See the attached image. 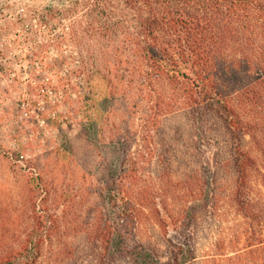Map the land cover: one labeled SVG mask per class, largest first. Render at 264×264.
<instances>
[{
  "label": "trees",
  "instance_id": "trees-1",
  "mask_svg": "<svg viewBox=\"0 0 264 264\" xmlns=\"http://www.w3.org/2000/svg\"><path fill=\"white\" fill-rule=\"evenodd\" d=\"M65 10L70 18L82 12L75 21L82 31L73 30V41L120 38L112 51L119 56L115 61L106 59L92 71L82 59L73 71L76 80L70 78V91L76 95L70 96V125L78 126L73 136L93 147L102 173L94 193L114 208L112 215L94 209L84 245L77 249L70 243L69 264H196L195 248L179 235L215 200L216 171L226 166L234 176L230 200L244 218L264 222V210L255 207L250 192L257 160L247 139L258 144L264 140V0H75ZM112 99L123 101L121 115L108 109ZM142 107L146 112L141 114ZM169 115L182 120L173 127V138L160 129ZM181 125L191 127L200 145L207 139L218 146L209 182L213 187L206 194L204 187L191 188L189 180L178 181L177 188H191L183 192L190 199L170 208L151 185L149 146L158 130L162 142L169 139L158 161L162 175L172 182L174 165L187 151L184 142L176 143L183 136ZM139 135L144 150L134 149ZM101 137L105 149L99 151ZM258 150L264 158V146ZM3 153L12 164L24 162L29 169L23 177L33 225L17 245L0 251V264H38L59 230V218L51 210V183L37 161L15 149ZM76 154L71 142L56 150L58 157ZM170 228L179 234L177 241L168 236Z\"/></svg>",
  "mask_w": 264,
  "mask_h": 264
},
{
  "label": "rangeland",
  "instance_id": "rangeland-1",
  "mask_svg": "<svg viewBox=\"0 0 264 264\" xmlns=\"http://www.w3.org/2000/svg\"><path fill=\"white\" fill-rule=\"evenodd\" d=\"M72 1L75 0H0V251L17 245L33 225L29 191L23 177L29 169L24 162L12 164L3 153L15 149L43 167L52 187L51 210L59 218V230L46 245L38 264H69L70 243L77 244V249L84 245L93 227L94 209L98 207L102 213L109 211L112 215L114 208L94 193V186L101 184L102 173L96 165L93 147L73 136L78 126L72 121L70 125V96L76 97L70 91V78L76 80L73 71L82 59L92 71L106 59L115 61L119 56L112 51L114 46L120 45V38L114 37L110 42L104 37L94 40L78 33L84 36L80 41L70 39L73 30L82 31L77 23L82 12L70 18V12L67 14L65 10L70 9ZM106 49H109L107 55ZM47 86L55 91H46ZM85 94L89 100L87 90ZM122 106L123 101L112 99L108 109L121 115ZM143 112L146 109L142 107L139 113ZM178 116L169 115L160 124V129L171 138L174 137L173 127L182 124ZM180 128L183 136L176 143L184 142L183 148L187 151L174 165L172 182L162 175L163 163L158 161L165 154L169 139L166 137L162 142L156 135L158 130L152 134L149 146L152 163L147 170L151 185L161 191L159 197L165 199L170 208L184 205L190 199L184 193L191 188L199 191L204 187L209 194L213 187L209 182L218 146L207 139L200 145L189 125ZM138 137L134 149L144 150L143 141L140 135ZM101 138L98 139L99 151L105 149L102 140H106ZM247 139L257 160V167L250 176V192L257 204L255 207L263 211L264 158L258 148L264 146V140L258 144ZM70 142L77 154L71 158L56 156V150L70 147ZM223 157H227L225 152ZM216 173H219L216 176L219 194L215 200L207 202L188 232L180 236L170 228L168 236L177 241L175 235H179L189 241L195 248L196 264H264V222L244 218L230 200L234 185L231 168L226 166ZM186 180L191 184L190 189H183L184 184L175 186L178 181ZM174 191L179 192L176 199L172 198ZM181 195H185L183 200L179 199ZM198 211L195 207L194 212ZM154 230L152 228V234Z\"/></svg>",
  "mask_w": 264,
  "mask_h": 264
}]
</instances>
